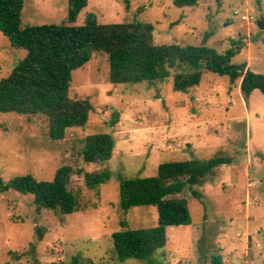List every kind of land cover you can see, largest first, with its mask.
<instances>
[{
    "label": "rangeland",
    "instance_id": "374dc122",
    "mask_svg": "<svg viewBox=\"0 0 264 264\" xmlns=\"http://www.w3.org/2000/svg\"><path fill=\"white\" fill-rule=\"evenodd\" d=\"M22 24L66 22L68 0H23ZM93 15L102 24L135 20L154 27L155 44L207 46L219 54L240 48L234 65L264 74V0H199L176 7L173 0H88L76 25ZM252 16L255 24L241 17ZM26 53L0 31V80ZM249 66V67H248ZM105 54L94 55L74 71L69 95L92 105L85 128L66 130L65 139L48 137L45 116L0 113V177L7 183L31 175L52 181L56 171L72 168L69 190L77 196L71 215L38 209L32 195L0 191V264H264V97L255 90L247 101L240 80L204 73L198 87L173 91L166 82L113 84ZM114 113L118 124L110 126ZM111 134V161L87 164L85 138ZM226 157L206 182L187 187L191 223L167 228V244L149 260L119 262L112 235L157 226L154 207L120 208V180L154 177L161 164ZM108 168L111 179L96 189L85 175ZM193 191L199 193L195 197Z\"/></svg>",
    "mask_w": 264,
    "mask_h": 264
},
{
    "label": "trees",
    "instance_id": "16d2710c",
    "mask_svg": "<svg viewBox=\"0 0 264 264\" xmlns=\"http://www.w3.org/2000/svg\"><path fill=\"white\" fill-rule=\"evenodd\" d=\"M199 0H173L176 7H195ZM88 0H68L66 22L61 24L23 25V0H0V31L15 48L26 55L8 77L0 80V113L45 116L48 137L65 139L66 130L85 128L92 105L88 99L69 95L74 71L84 67L97 54H105L113 84L166 82L172 78L173 91L187 93L198 87L204 73L226 76L232 83L240 80V92L247 101L253 91L264 97V74L252 72L232 60L241 49L230 48L219 54L207 46L155 44L154 27L135 20L124 24H102L89 15L83 25H76ZM114 113L110 126L118 124ZM116 146L111 134L99 133L85 138L82 151L87 164L105 165ZM226 157L207 161L197 159L161 164L154 177L120 180V208L128 212L139 207H154L157 226L126 229L112 235L113 252L121 263L130 259L149 260L167 244V228L191 223L189 201L179 195L187 188L206 182ZM72 168H59L52 181H38L31 175L18 176L5 183L0 177V191L32 195L38 209L71 215L78 210L77 196L69 190ZM111 171L85 175L86 186L96 189L107 184ZM195 197L199 193L193 191ZM56 264V263H55ZM64 264V263H57ZM69 264H93L73 258ZM213 264H221L215 256Z\"/></svg>",
    "mask_w": 264,
    "mask_h": 264
},
{
    "label": "built area",
    "instance_id": "2783aa9c",
    "mask_svg": "<svg viewBox=\"0 0 264 264\" xmlns=\"http://www.w3.org/2000/svg\"><path fill=\"white\" fill-rule=\"evenodd\" d=\"M241 19L243 21H247V22L252 23V24H255L257 22V20L252 16H243V17H241Z\"/></svg>",
    "mask_w": 264,
    "mask_h": 264
},
{
    "label": "water",
    "instance_id": "95a60500",
    "mask_svg": "<svg viewBox=\"0 0 264 264\" xmlns=\"http://www.w3.org/2000/svg\"><path fill=\"white\" fill-rule=\"evenodd\" d=\"M257 24H258V28H259L260 30H264V20H263V19L260 20Z\"/></svg>",
    "mask_w": 264,
    "mask_h": 264
},
{
    "label": "crops",
    "instance_id": "0c3cea01",
    "mask_svg": "<svg viewBox=\"0 0 264 264\" xmlns=\"http://www.w3.org/2000/svg\"><path fill=\"white\" fill-rule=\"evenodd\" d=\"M249 67V66H248ZM247 69H249V68H247Z\"/></svg>",
    "mask_w": 264,
    "mask_h": 264
}]
</instances>
